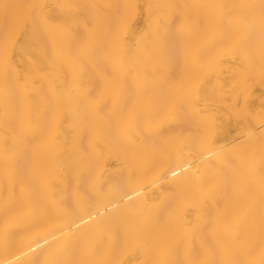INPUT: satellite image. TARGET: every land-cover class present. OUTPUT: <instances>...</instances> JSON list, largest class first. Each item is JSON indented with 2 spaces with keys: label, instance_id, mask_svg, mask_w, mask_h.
<instances>
[{
  "label": "bare ground",
  "instance_id": "bare-ground-1",
  "mask_svg": "<svg viewBox=\"0 0 264 264\" xmlns=\"http://www.w3.org/2000/svg\"><path fill=\"white\" fill-rule=\"evenodd\" d=\"M0 264H264V0H0Z\"/></svg>",
  "mask_w": 264,
  "mask_h": 264
}]
</instances>
